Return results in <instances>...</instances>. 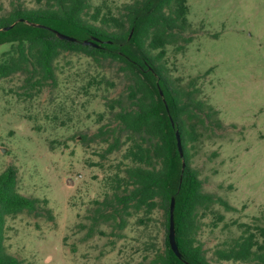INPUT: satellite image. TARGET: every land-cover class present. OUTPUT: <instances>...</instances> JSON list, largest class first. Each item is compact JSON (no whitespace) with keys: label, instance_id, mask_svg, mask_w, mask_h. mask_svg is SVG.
<instances>
[{"label":"rangeland","instance_id":"374dc122","mask_svg":"<svg viewBox=\"0 0 264 264\" xmlns=\"http://www.w3.org/2000/svg\"><path fill=\"white\" fill-rule=\"evenodd\" d=\"M131 1L91 0L90 13L100 7L121 16ZM187 3L189 26L160 63L176 88L205 103L202 135L191 148L204 191L238 208L213 204L200 215L199 240L213 264H243L220 260L215 250L241 233L234 221L264 225V0ZM40 5L0 0V15ZM9 48L0 47V59ZM56 72L42 88L28 86L22 73L0 80V172L15 165L19 191L47 198L54 215L9 216L7 250L22 264H150L165 247L162 207L145 222L135 213L124 229L93 219L127 146L103 158L108 142L89 137L117 125L107 103L126 100L130 77L118 61L72 51L56 60Z\"/></svg>","mask_w":264,"mask_h":264},{"label":"trees","instance_id":"16d2710c","mask_svg":"<svg viewBox=\"0 0 264 264\" xmlns=\"http://www.w3.org/2000/svg\"><path fill=\"white\" fill-rule=\"evenodd\" d=\"M38 1L41 5L37 8L17 7L0 15V27L14 24L8 30H0V47L10 44L0 59V80L22 73L28 86L42 88L56 81V60L67 51L120 62L131 82L126 100L113 99L107 103L117 125L100 127L89 141L102 138L108 142L101 153L103 158L124 146L127 148L117 170L108 179L111 193L103 201H97L93 219L111 221L124 229L135 213H142L144 218L140 220L145 222L160 206L166 216L165 247L150 264H213L199 240L200 215L215 203L227 210L238 208L221 196L204 191L203 180L191 165V148L202 135L200 125L205 121L199 112L204 110L205 103L195 99L187 89L176 88L160 63L167 46L175 43L189 26L187 0H133L123 6L121 16L102 15L100 7L90 13L91 0ZM31 22L52 27L77 40L61 39L54 31ZM93 38L101 39L98 46L83 43ZM17 173L15 165L0 172V264H22L5 244L9 216L24 212L41 214L42 209L49 219H54L47 198L19 191ZM172 197L176 199L174 220L181 257L169 242ZM224 218L220 214L218 222ZM232 224H237L241 233L215 250L218 259L264 264V225L237 221Z\"/></svg>","mask_w":264,"mask_h":264},{"label":"water","instance_id":"95a60500","mask_svg":"<svg viewBox=\"0 0 264 264\" xmlns=\"http://www.w3.org/2000/svg\"><path fill=\"white\" fill-rule=\"evenodd\" d=\"M31 24L35 25V26H39V27H46L52 31H54L59 38L61 39H67V40H72V41H76L77 38L74 37V36H71V35H68L66 33H63L57 29H54L52 27H49V26H46L44 24H40V23H34V22H31ZM14 24L12 25H9V26H4V27H0V30H8L10 29L11 27H13ZM101 41L100 38H93L91 40H84L83 43L84 44H88V45H94V46H98L99 42ZM161 91V94H163V91ZM177 138H178V147H179V150H180V153L181 155L183 156L184 155V150H183V146H182V140H181V136H180V133L179 131H177ZM185 161H183V167L185 166ZM175 205H176V199L175 197H172L171 199V204H170V226H169V242L171 244V247L172 249L175 251V253L181 257L182 254L179 250V247H178V243H177V240H176V230H175V220H174V211H175Z\"/></svg>","mask_w":264,"mask_h":264}]
</instances>
